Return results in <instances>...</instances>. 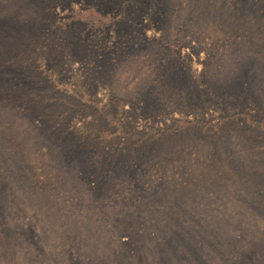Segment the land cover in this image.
<instances>
[{"label": "rangeland", "instance_id": "rangeland-1", "mask_svg": "<svg viewBox=\"0 0 264 264\" xmlns=\"http://www.w3.org/2000/svg\"><path fill=\"white\" fill-rule=\"evenodd\" d=\"M245 116L264 123V0H0V264H264Z\"/></svg>", "mask_w": 264, "mask_h": 264}, {"label": "trees", "instance_id": "trees-1", "mask_svg": "<svg viewBox=\"0 0 264 264\" xmlns=\"http://www.w3.org/2000/svg\"><path fill=\"white\" fill-rule=\"evenodd\" d=\"M81 14H82V15H81ZM84 14H85V16H84ZM76 15H79V16H81V17L84 16V19H88V20H92V19H93V20L98 21V25H97V26L99 27V30H103L105 27H107L108 25H110V23L112 22V20H111L108 16H106V15H100V14H98V13H97L95 10H93V9H86L85 11L81 12L80 14H76ZM93 22H94V21H93ZM38 43H39V42H38ZM88 103H90V101H85L84 104L80 105V106H81V109H82V110H85V111L89 110L90 107H89ZM94 107H95V108H98V105H97L96 103H94ZM103 115H104V117H105L107 120H109V123L115 125V128H116V129H113L112 131L105 132V133H104V136H105V137H107V135L112 136V135H114V134H118V133H122V132H123V131H122V130H123V129H122L123 127L121 126L120 120L117 118L118 114H113V113H110V112H104ZM36 116H37V118L43 120V117H42L41 115H39V114L36 113ZM245 118H246V120H247V122L249 123V125H250L251 128H253V129H258V130H261L262 132H264V123H263V122L252 120V119H250V118L247 117V116H245ZM43 124H44V123H43ZM46 124H47V123H46ZM207 124H208V123H206V122L196 121V120H192V121H190V122H188V121H184V122L180 125L181 127H179V129H180V131H181V130L184 129V127H187V126H189L190 128H196V127H199V126H203V127H205V126H207ZM44 125H45V124H44ZM149 128H150L151 130H153L151 127H149ZM45 129H46V128H45ZM45 129L43 128L42 130L44 131ZM46 130L48 131V132H47V135L51 136L52 139H53L54 141L61 142V141H59V140L62 139V138H61V135H62V133H64V132H65V138L70 137V136L67 134V127L65 126V124L59 126V124L57 123V125H56V127H55V129H54L53 132L50 131V130H48V129H46ZM167 130H168V129L166 128L165 131H167ZM165 131L162 132V133H166ZM168 133H170V135H172V134H173V131H172V132H168ZM149 134H150V131H149V129H148V130H146V131L144 132V134H143L140 138H145V137L149 136ZM160 136H161V133L158 134V135L156 136V138H159ZM51 137H50V138H51ZM72 139H73V143H75V142H76V139H74L73 137H72ZM62 140H63V139H62ZM83 140H84V138L78 140L76 149H75V146H73V150H74L73 153H72V149H70L71 146H68L69 148H65V147H64V149H65V154H66L67 156H70V155L75 156L76 153H77V154H80V153H79V152H80V143H81ZM152 140H154V139L151 137L148 141H152ZM103 142H104V140H103ZM143 144H144V143L141 144L142 147L144 146ZM142 147H141V149H142ZM66 150H67V151H66ZM75 151H76V153L74 154ZM140 154H141V153H140L139 150L136 151V155H138V157L140 156Z\"/></svg>", "mask_w": 264, "mask_h": 264}]
</instances>
